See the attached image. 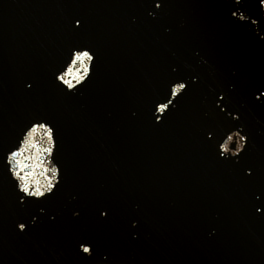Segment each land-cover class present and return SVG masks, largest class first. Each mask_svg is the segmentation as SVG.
Wrapping results in <instances>:
<instances>
[{
    "label": "water",
    "instance_id": "obj_1",
    "mask_svg": "<svg viewBox=\"0 0 264 264\" xmlns=\"http://www.w3.org/2000/svg\"><path fill=\"white\" fill-rule=\"evenodd\" d=\"M262 38L259 0H0V152L43 117L53 152L38 130L17 159L42 191L62 177L41 212L0 165V264H264ZM80 46L94 59L68 89L54 74ZM173 80L187 89L155 111ZM85 238L107 259L82 262Z\"/></svg>",
    "mask_w": 264,
    "mask_h": 264
},
{
    "label": "snow or ice",
    "instance_id": "obj_2",
    "mask_svg": "<svg viewBox=\"0 0 264 264\" xmlns=\"http://www.w3.org/2000/svg\"><path fill=\"white\" fill-rule=\"evenodd\" d=\"M146 4H155V8L159 9L162 5L163 0L160 2H156V0H143ZM236 3L239 4L240 0H236ZM259 4L264 6V0H259ZM237 13L235 11L231 12V16L235 17ZM240 19H244L243 14H241ZM252 23H256V21H252ZM77 26L80 25V21L76 20ZM264 39V38H262ZM94 59V54L90 49L86 46L74 47L71 51L68 61L65 66L58 70L60 74H54V78L57 81H60L61 84L65 85L68 89H74L75 85L72 80L66 79L68 76H74L77 82L85 81L86 77L84 74L89 73L90 66L86 61H92ZM75 65H79V67L74 68ZM175 71V69H173ZM31 88V84L28 85ZM188 87L187 83L178 82L176 80L169 82L168 90L162 95V97L155 101L153 104V108L155 111L159 112L162 110H167L169 105L172 104V100L169 99V95L171 97H177L179 90H186ZM260 88H264V83L260 85ZM260 89L257 88L256 91ZM261 95H264L262 93ZM226 95L220 94L218 95V99L220 103H225ZM259 99V97H257ZM213 105L217 114L223 117L224 112L227 110L229 112L234 111V109H228L227 104H225L224 108H220L219 105L216 104V98L213 99ZM154 119L159 120L160 117L156 116ZM50 121H46L43 117L36 118L33 122L30 123L29 126H26L27 130L23 134L22 140L18 143L15 148H9L7 151L0 152V165L10 173L11 177L16 182V187H18L19 192L17 193V200L20 206H25L27 204H38L41 205L40 211L43 212L45 209L43 208V201L49 200L52 197L57 195L58 186L61 183L62 177L58 179V173L60 169L52 166L50 168L51 178L48 180V183L44 186V190H41V187L30 186L28 183V178L33 175L31 171H24L26 167L31 168L33 165H25L22 160L17 159L22 152L25 150L24 145H29L31 147H35L34 144H31V139L33 135L38 130H43L44 135L48 138V147L43 148L42 151L45 153H52L53 148L55 147L56 133L53 130V127L50 126ZM209 131V138H211L212 131ZM232 136H228V140H232ZM241 139L247 140L246 136H241ZM246 146V145H245ZM219 147L221 149L225 148V144H220ZM26 159H37V157H26ZM239 159H237V163H239ZM42 163V162H40ZM40 163L36 164V167L40 166ZM248 170L245 171L243 168L241 169V178L242 179H250L253 176L254 169L251 166H245ZM44 173L42 172L41 175ZM259 194V198L257 203L253 204V208L255 212L264 216V202L261 201V198L264 197V185L254 186L251 189V195L253 197ZM36 197V200H29V197ZM78 215V213H77ZM102 216H107V211L101 212ZM35 218V217H33ZM17 227L19 230V234H24L27 231L26 224L24 222H17ZM91 245V246H86ZM86 254V255H85ZM107 253H102L97 246L89 239L85 238L78 242L77 244V256L82 262L92 261L98 256H104L105 260L107 259Z\"/></svg>",
    "mask_w": 264,
    "mask_h": 264
}]
</instances>
